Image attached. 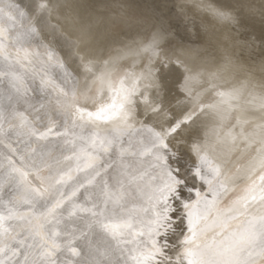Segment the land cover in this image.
Returning a JSON list of instances; mask_svg holds the SVG:
<instances>
[{
	"label": "bare ground",
	"instance_id": "obj_1",
	"mask_svg": "<svg viewBox=\"0 0 264 264\" xmlns=\"http://www.w3.org/2000/svg\"><path fill=\"white\" fill-rule=\"evenodd\" d=\"M40 2L0 0V264H181L189 212L264 264V0Z\"/></svg>",
	"mask_w": 264,
	"mask_h": 264
},
{
	"label": "snow or ice",
	"instance_id": "obj_2",
	"mask_svg": "<svg viewBox=\"0 0 264 264\" xmlns=\"http://www.w3.org/2000/svg\"><path fill=\"white\" fill-rule=\"evenodd\" d=\"M49 4H50V0H41V2L37 5L38 9L41 11H47L49 8ZM221 15H223V13H221ZM223 95V94H222ZM101 112H103V109H101ZM108 119V116L105 115L103 117H101L99 114L97 115V119ZM177 127H179V124H177ZM173 131H175V129H172ZM159 135V134H158ZM164 147L166 148L167 145H164ZM195 176H199L201 179H204V177L201 175V170L199 168L196 169V173ZM185 184V181L179 177L178 173L177 175L173 178L172 182L168 185H166V188L164 190L161 191V195L164 198L165 203L167 202V200L169 198H174L176 200L180 199V189L182 187V185ZM189 191H192V189H188ZM196 195L199 197L200 196V192H197ZM183 207L185 209H189L191 207L190 204H184ZM164 213H167V209H164ZM52 215H54V213H50ZM0 219H2V217H0ZM188 219H189V228L188 231L189 233H191V237H186L185 238V247L181 256V264H184V261H187V264H205V261L203 259L202 256H198L197 253L199 251V245L196 244L194 237L196 236V232L194 231L193 228V221L191 218V213L189 212L188 214ZM163 221L165 225L170 224V218L166 215L163 214ZM119 226H113V225H109V224H103L102 228L109 232L110 234H112L113 236L116 235V230ZM159 231V229L157 230V232ZM59 233L57 231H50L48 233L49 238L51 239V249L50 254H54L57 249H58V244L56 242L55 237L58 236ZM72 251L75 253V249H72ZM157 252H160V249L155 248V244H153V252L152 255L148 257L149 261H151L152 259L155 258V255ZM78 254V253H76ZM162 254V253H161ZM50 264H56V261H51ZM219 264H232L231 261L229 260H223L221 262H219Z\"/></svg>",
	"mask_w": 264,
	"mask_h": 264
},
{
	"label": "rangeland",
	"instance_id": "obj_3",
	"mask_svg": "<svg viewBox=\"0 0 264 264\" xmlns=\"http://www.w3.org/2000/svg\"><path fill=\"white\" fill-rule=\"evenodd\" d=\"M156 10H158V9H156ZM174 158H176V157H169V160L173 163V162H174V161H173ZM174 160L177 161L178 159H174ZM179 161H180V160L177 161L178 164H180V163L182 162V161H180V162H179ZM171 162H170V163H171ZM174 163H175V162H174ZM185 166H187V165H185ZM185 168H186V167H185ZM175 171H176V170H175ZM176 172H178V171H176ZM185 183H186V181H185ZM183 186H184V185H182V187H183ZM183 190H184V189L182 188L180 191L182 192ZM184 192H185V193H184ZM184 192L181 193L180 196H182V195L184 196V195L186 194V191L184 190ZM174 201L178 202L179 200H178V201H177V200H174ZM176 207H177V206H176ZM176 207H175V208H176ZM178 217L181 218V216H178ZM177 219H178V218L176 217V221H177V222H176V221L173 222V225H174V224H177L178 222H180V219H178V220H177ZM181 220H182V219H181ZM171 224H172V223H171ZM171 224H168V227H165L164 230H165L166 232L162 230L163 232H161V234H159V235H165V236H167L168 233L173 229L171 226H169V225H171ZM179 224H180V223H179ZM179 224H177V225H179ZM177 225H175V226H177ZM169 228H170L171 230H168ZM173 230H174V229H173ZM167 231H168V232H167ZM166 233H167V234H166Z\"/></svg>",
	"mask_w": 264,
	"mask_h": 264
}]
</instances>
